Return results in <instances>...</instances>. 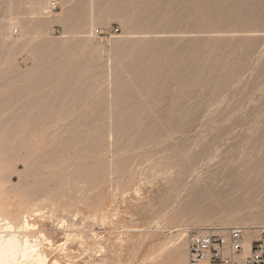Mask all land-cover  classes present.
Wrapping results in <instances>:
<instances>
[{
  "label": "rangeland",
  "instance_id": "obj_1",
  "mask_svg": "<svg viewBox=\"0 0 264 264\" xmlns=\"http://www.w3.org/2000/svg\"><path fill=\"white\" fill-rule=\"evenodd\" d=\"M54 1L0 0V166L15 204L56 202L32 217L48 264H188L190 228L257 235L264 0Z\"/></svg>",
  "mask_w": 264,
  "mask_h": 264
},
{
  "label": "bare ground",
  "instance_id": "obj_2",
  "mask_svg": "<svg viewBox=\"0 0 264 264\" xmlns=\"http://www.w3.org/2000/svg\"><path fill=\"white\" fill-rule=\"evenodd\" d=\"M29 1V0H28ZM48 0H36L34 9H33V16L37 18L40 16L41 13H43V9H46ZM95 0H90V3L94 5ZM99 1V0H98ZM121 1V0H120ZM35 1H32V3ZM119 2V0H118ZM89 3V2H88ZM133 5V4H132ZM95 7V6H94ZM130 7V6H129ZM103 8V7H102ZM32 9V8H31ZM43 10V11H42ZM101 10V9H100ZM165 10V9H164ZM86 11V10H85ZM93 11V10H92ZM113 11V10H112ZM106 12V11H105ZM69 13V12H68ZM71 14V13H70ZM99 14H95L94 12L91 13L90 17L84 22V29H91L94 28L96 22H102L104 21V16ZM72 15V14H71ZM124 15V13H123ZM12 18V24L18 23L17 20ZM33 19V18H32ZM109 19V18H108ZM35 20V19H34ZM126 20V19H125ZM38 21V20H37ZM71 21V20H70ZM127 21V20H126ZM152 21V20H151ZM5 23V22H4ZM64 23V22H63ZM11 24V25H12ZM34 24V23H33ZM18 25V24H17ZM68 25V24H67ZM78 25V24H76ZM127 25V24H126ZM20 26V24H19ZM35 26V25H34ZM39 26V25H38ZM41 25L38 27L40 28ZM43 28V27H42ZM41 28V29H42ZM21 39L24 40L26 38H29L31 35L32 37L35 35L29 34V29L26 26H22L21 28ZM33 29V28H32ZM37 29V28H36ZM40 29V30H41ZM83 29V30H84ZM82 30V29H81ZM33 31V30H32ZM36 32V31H35ZM43 30L40 31L42 33ZM93 32V30H92ZM154 32V31H153ZM83 33V31H82ZM81 34V33H80ZM92 34V33H91ZM90 33L88 35H91ZM14 35V34H13ZM18 35V34H17ZM38 35V34H37ZM76 35V34H75ZM78 35V34H77ZM135 35V34H134ZM161 35V34H160ZM30 36V37H31ZM37 37V36H34ZM73 37V36H72ZM29 40V39H27ZM33 40V39H32ZM36 40V38H35ZM151 40V39H150ZM34 41V40H33ZM48 41V40H47ZM143 41V40H142ZM25 42V40H24ZM35 42V41H34ZM32 44V43H31ZM149 44V43H148ZM162 45V44H161ZM144 46V45H143ZM129 47V46H128ZM98 49V48H97ZM151 49V48H150ZM163 50V49H162ZM144 53V52H143ZM152 54V53H151ZM156 55V54H155ZM178 55V54H176ZM173 56V55H172ZM130 59V58H129ZM154 61V60H153ZM168 61V60H167ZM155 67V66H154ZM155 72V71H154ZM158 72V71H157ZM22 73V72H21ZM176 73V72H175ZM18 74V73H17ZM153 76V75H152ZM147 78V77H146ZM6 81V80H5ZM93 83V82H92ZM183 83V82H182ZM82 84V83H81ZM83 85V84H82ZM77 86V84H76ZM87 86V85H86ZM93 88V87H92ZM90 90V89H89ZM100 91V89H99ZM41 96V95H40ZM48 97V96H47ZM8 99V98H7ZM111 99V98H110ZM81 100V99H80ZM26 104V103H25ZM26 106V105H25ZM24 107V106H23ZM80 108V107H79ZM25 109V108H24ZM28 111V110H27ZM25 112V111H24ZM29 114V112H28ZM99 114V113H98ZM26 115V114H25ZM28 116V115H27ZM73 116V115H72ZM2 117V116H1ZM80 117V115H79ZM11 118V117H10ZM15 118V117H14ZM19 118V117H18ZM20 119V118H19ZM121 119V118H120ZM131 119V118H130ZM5 120V119H4ZM115 120V119H114ZM130 121V120H129ZM50 122V121H49ZM7 126V125H6ZM93 135V134H92ZM95 136V135H94ZM156 138V137H155ZM91 145V144H90ZM91 147V146H90ZM89 148V147H87ZM13 151V150H12ZM74 153V152H73ZM26 156V155H25ZM38 157V156H37ZM43 158V157H42ZM73 160V159H72ZM18 163V162H17ZM33 163V162H32ZM11 164V163H10ZM8 165V163H7ZM4 166V165H3ZM9 166V165H8ZM73 167V166H72ZM18 168V167H17ZM6 169V168H5ZM4 169V171H6ZM3 167L0 166V264H48V252L46 251L45 247L43 246V243L40 239V237L34 235V229H36V223L32 222V217L34 213L37 211V207L40 204L43 203H52L53 205H56V202L52 200V198H49L43 196V198H40V195H35L36 197H39V200H35L36 202H22L16 204L9 200L8 197L11 196L13 198L14 194V186L12 185L13 182V175L11 177H4L3 174ZM16 173V172H15ZM173 173V171H171ZM171 173H168L166 171L165 173H162V175H165L168 177ZM17 175V174H16ZM158 175V174H157ZM173 175V174H172ZM231 175V174H229ZM7 176V175H6ZM172 177V176H171ZM199 178V177H198ZM200 179V178H199ZM199 179L198 182H199ZM225 179V178H224ZM232 179V178H231ZM195 180V179H194ZM191 183L190 180H186L183 182L174 181V187L173 190L177 191L179 193H183L184 191H191L193 189H196L200 186V182L197 184L194 183L195 181ZM57 181V180H56ZM169 182V181H168ZM171 182V181H170ZM209 182V180H208ZM235 183V182H234ZM209 184V183H208ZM217 185V184H216ZM211 186V185H210ZM207 187V186H205ZM209 187V186H208ZM225 187V186H224ZM28 189V188H27ZM57 190V189H56ZM81 190V189H80ZM229 191V190H228ZM187 192V193H189ZM198 192V191H197ZM196 192V193H197ZM181 193V194H182ZM185 193V192H184ZM37 194V193H36ZM49 195V194H48ZM183 195V194H182ZM186 195V193H185ZM32 196V195H30ZM34 196V195H33ZM51 196V195H50ZM181 196V195H179ZM188 196V195H187ZM199 196V195H198ZM16 197V196H15ZM19 198V197H18ZM25 198V197H24ZM31 198V197H30ZM78 198V197H77ZM183 198V197H182ZM15 199V198H14ZM34 199V198H33ZM30 200V199H29ZM57 200V198H56ZM55 200V201H56ZM71 200V199H70ZM81 200V199H80ZM79 200V201H80ZM25 201V199H24ZM78 202V200H76ZM65 202V201H64ZM71 202V201H70ZM81 202V201H80ZM83 202V201H82ZM68 204V203H67ZM72 204V203H71ZM58 205V204H57ZM60 205V204H59ZM66 205V204H65ZM71 207V206H70ZM66 209V206H65ZM200 221V220H199ZM183 223V222H182ZM76 225V224H75ZM249 228V227H247ZM254 228V227H253ZM245 234L249 237H255L253 230H250V233H247V231L244 229ZM37 234V233H36ZM41 235V234H40ZM43 235V234H42ZM44 236V235H43ZM183 232H180L178 235L179 239H183ZM177 238V237H176ZM240 257V256H239ZM203 264H208V262H204Z\"/></svg>",
  "mask_w": 264,
  "mask_h": 264
},
{
  "label": "built area",
  "instance_id": "obj_3",
  "mask_svg": "<svg viewBox=\"0 0 264 264\" xmlns=\"http://www.w3.org/2000/svg\"><path fill=\"white\" fill-rule=\"evenodd\" d=\"M53 7H59L57 0ZM258 232L249 238L240 227L226 231L190 228L186 232L188 264H264V227Z\"/></svg>",
  "mask_w": 264,
  "mask_h": 264
}]
</instances>
